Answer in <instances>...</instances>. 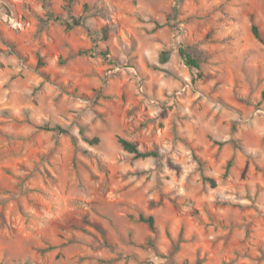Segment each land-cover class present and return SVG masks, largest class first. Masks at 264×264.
<instances>
[{
	"label": "rangeland",
	"instance_id": "1",
	"mask_svg": "<svg viewBox=\"0 0 264 264\" xmlns=\"http://www.w3.org/2000/svg\"><path fill=\"white\" fill-rule=\"evenodd\" d=\"M253 24L264 0H0V264H264Z\"/></svg>",
	"mask_w": 264,
	"mask_h": 264
},
{
	"label": "trees",
	"instance_id": "2",
	"mask_svg": "<svg viewBox=\"0 0 264 264\" xmlns=\"http://www.w3.org/2000/svg\"><path fill=\"white\" fill-rule=\"evenodd\" d=\"M73 1L74 0H67V2H69V3H72ZM76 23H78V22H76ZM252 32H253L254 36L259 41H261L264 44V39L261 37L260 31H259V28H258L257 25L253 24ZM107 33H108V28L105 27L104 30H103V35L106 36ZM179 52H180L182 58L184 59V62L189 67H194L196 69H200V64H199L198 59L196 57H194L190 52H188L184 47H180L179 48ZM168 53L169 52H164L163 53L164 54V56H162V61L163 62L168 59ZM55 128L58 129L61 132H65L66 131L60 125L54 126L51 129H55ZM89 141L95 143V142L99 141V138L95 137V138H93V139H91ZM119 142H120V144L122 145V147L126 151L134 153L137 157H147V156H157L158 155L157 152L153 151V150H141L140 146H139V143L137 141H130L128 139L120 137L119 138ZM230 164H231V161L229 162V165ZM212 183L215 184V181L213 179H212ZM140 220H142L144 222H147L151 229H153V230L155 229V218H154L153 215H147L146 216L144 214H141L140 215Z\"/></svg>",
	"mask_w": 264,
	"mask_h": 264
}]
</instances>
